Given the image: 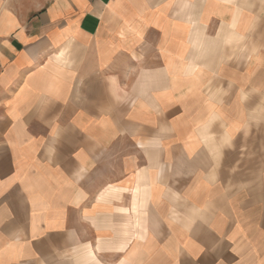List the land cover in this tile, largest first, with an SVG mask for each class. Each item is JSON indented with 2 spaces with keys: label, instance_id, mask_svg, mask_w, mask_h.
<instances>
[{
  "label": "crops",
  "instance_id": "crops-1",
  "mask_svg": "<svg viewBox=\"0 0 264 264\" xmlns=\"http://www.w3.org/2000/svg\"><path fill=\"white\" fill-rule=\"evenodd\" d=\"M0 264H264V0H0Z\"/></svg>",
  "mask_w": 264,
  "mask_h": 264
}]
</instances>
